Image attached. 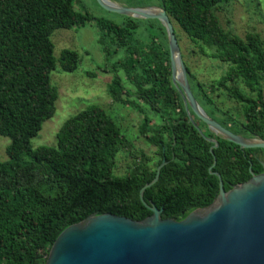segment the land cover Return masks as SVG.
I'll list each match as a JSON object with an SVG mask.
<instances>
[{"label": "trees", "instance_id": "16d2710c", "mask_svg": "<svg viewBox=\"0 0 264 264\" xmlns=\"http://www.w3.org/2000/svg\"><path fill=\"white\" fill-rule=\"evenodd\" d=\"M236 1L130 0L129 7L164 10L177 42L179 30L201 55L224 66L221 76L206 84L184 64L193 97L222 127L264 140V41L256 32L241 38L225 30L216 15ZM120 18H96L82 7L77 10L75 0H0V137L10 141L8 160L0 162V264H45L61 232L94 213L146 219L151 212L140 202L139 191L152 181L163 160L167 164L144 191L143 200L161 210V219L176 221L213 202L218 187L212 172L222 177L225 192L229 185L263 172L254 158L260 154L264 161L263 150L241 149L222 140L190 112L203 136L218 143L213 148L188 120L171 83L162 25ZM88 23L97 29L107 58L122 54L111 68L101 69L113 73L107 94L112 102L143 116L137 135L149 153H137L116 120L94 104L64 121L54 146L31 145L55 113L58 92L51 85V72L56 64L65 73L80 65L78 53L70 49L54 57L51 35ZM118 70L133 85V95ZM222 98L236 103L240 112L223 110L218 103ZM122 152L132 160L126 174L116 175Z\"/></svg>", "mask_w": 264, "mask_h": 264}, {"label": "water", "instance_id": "95a60500", "mask_svg": "<svg viewBox=\"0 0 264 264\" xmlns=\"http://www.w3.org/2000/svg\"><path fill=\"white\" fill-rule=\"evenodd\" d=\"M95 1L107 12L138 20H157L162 25L171 83L181 96L188 120L201 136L190 112L222 140L241 149L264 151V140L233 134L210 118L197 103L190 90L173 25L164 10L124 7L111 0ZM204 138L217 147L215 140ZM166 164L163 160L152 181L139 191L140 202L151 212L149 217L134 221L94 213L61 232L45 264H264V164L261 174L231 186L227 192L220 181L219 193L213 202L181 221L161 219V210L143 200L144 191L157 182L160 169Z\"/></svg>", "mask_w": 264, "mask_h": 264}, {"label": "rangeland", "instance_id": "374dc122", "mask_svg": "<svg viewBox=\"0 0 264 264\" xmlns=\"http://www.w3.org/2000/svg\"><path fill=\"white\" fill-rule=\"evenodd\" d=\"M111 1L124 7H129L130 3V0ZM81 7L96 18L102 17L115 22L122 21L119 15L101 9L95 0H75V8L79 10ZM216 15L225 30L230 29L241 38L248 32H256L264 41L263 0H237L226 11L217 12ZM177 33L183 63L197 79L206 84L218 79L225 70L224 66L212 58L201 55L195 44L179 30ZM97 40V29L91 23L70 30L57 29L52 33L51 42L54 46V57L57 58L63 49H70L78 53L80 65L75 72L65 73L56 64L55 69L51 72V85L58 92L55 113L51 119L43 123L38 136L31 140L33 148L54 146L55 135L64 121L86 106L94 104L103 107L116 120L137 153H140L141 150L145 153L150 152L144 140L137 135V128L143 116L130 107L112 102L107 94V85L113 78V73H106L101 69L105 66L111 68L112 64L122 57V54L118 53L107 58ZM206 53L209 54L210 51H206ZM117 75L122 79L124 88L133 95L134 87L127 75L121 70H118ZM133 97L136 98V96ZM218 103L223 110L229 109L232 113L240 112L239 106L234 102L222 98ZM140 105L144 109L143 104L140 103ZM9 143L8 138L0 137V162L8 160L5 150ZM131 160L125 153H120L116 159L115 174H126Z\"/></svg>", "mask_w": 264, "mask_h": 264}, {"label": "flooded vegetation", "instance_id": "af4514ba", "mask_svg": "<svg viewBox=\"0 0 264 264\" xmlns=\"http://www.w3.org/2000/svg\"><path fill=\"white\" fill-rule=\"evenodd\" d=\"M192 120H193V122H194V118L192 117ZM207 129V128H206ZM226 129V128H225ZM208 130V129H207ZM228 130V129H227ZM228 131H230V130H228ZM231 132V131H230ZM234 134V133H233ZM237 135V134H236ZM241 136V135H240ZM213 140V139H212ZM213 148H216V147H213ZM254 158L256 159V160H258L261 164H264V161H263V159L261 158V155L260 154H254ZM165 161V160H164ZM214 166V164L212 165V167ZM211 167V168H212ZM211 168H209V170L211 169ZM250 173L252 174V172L250 171ZM213 176H215L216 178H217V187H218V192H217V194H216V197L218 196V193H219V187H220V181L222 182V185H224V182H223V179H222V177L217 173V172H212L211 173ZM215 174H218L219 175V177H217ZM254 175V174H253ZM252 175V176H253ZM251 176V177H252ZM226 184H228L227 182H226ZM235 185H238V184H231V185H229L230 186V188H231V186H235ZM215 197V198H216ZM214 198V199H215Z\"/></svg>", "mask_w": 264, "mask_h": 264}]
</instances>
